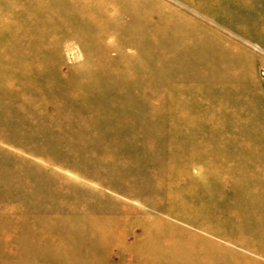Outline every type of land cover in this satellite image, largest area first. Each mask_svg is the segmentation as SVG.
Returning <instances> with one entry per match:
<instances>
[{
	"label": "rangeland",
	"instance_id": "374dc122",
	"mask_svg": "<svg viewBox=\"0 0 264 264\" xmlns=\"http://www.w3.org/2000/svg\"><path fill=\"white\" fill-rule=\"evenodd\" d=\"M0 264H264V0H0Z\"/></svg>",
	"mask_w": 264,
	"mask_h": 264
}]
</instances>
